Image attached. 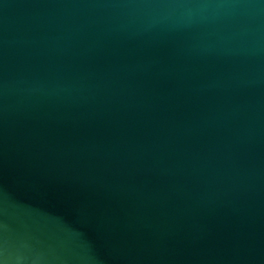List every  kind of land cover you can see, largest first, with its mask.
Returning a JSON list of instances; mask_svg holds the SVG:
<instances>
[{
	"label": "water",
	"instance_id": "95a60500",
	"mask_svg": "<svg viewBox=\"0 0 264 264\" xmlns=\"http://www.w3.org/2000/svg\"><path fill=\"white\" fill-rule=\"evenodd\" d=\"M0 264H264V0H0Z\"/></svg>",
	"mask_w": 264,
	"mask_h": 264
}]
</instances>
